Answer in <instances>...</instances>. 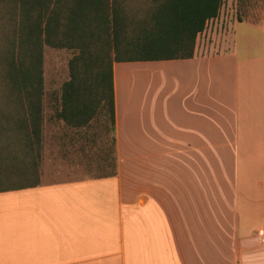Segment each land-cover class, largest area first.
I'll return each instance as SVG.
<instances>
[{"label":"crops","instance_id":"crops-1","mask_svg":"<svg viewBox=\"0 0 264 264\" xmlns=\"http://www.w3.org/2000/svg\"><path fill=\"white\" fill-rule=\"evenodd\" d=\"M219 21L114 63L116 174L0 192V264H264V14Z\"/></svg>","mask_w":264,"mask_h":264},{"label":"trees","instance_id":"trees-1","mask_svg":"<svg viewBox=\"0 0 264 264\" xmlns=\"http://www.w3.org/2000/svg\"><path fill=\"white\" fill-rule=\"evenodd\" d=\"M223 0H0V192L40 184L46 46L72 52L49 117L115 124V62L189 59ZM112 150L115 140L112 134ZM114 171L116 174V157Z\"/></svg>","mask_w":264,"mask_h":264},{"label":"rangeland","instance_id":"rangeland-1","mask_svg":"<svg viewBox=\"0 0 264 264\" xmlns=\"http://www.w3.org/2000/svg\"><path fill=\"white\" fill-rule=\"evenodd\" d=\"M263 14L264 0H223L219 12V18L222 19V22L219 21V26H222L221 33L228 30L229 23L236 18L256 21ZM228 34L227 31L226 35ZM217 39L216 35L214 40ZM205 46L203 51L212 49V44H207V48ZM71 56L72 52L68 50L48 46L44 48L46 122L43 131L40 175L42 167L46 170L52 169L56 176L53 180H60L61 176L68 179H85L111 174L114 171L112 134L105 129L101 118L93 120L84 129L76 130L49 117L51 110L49 99L51 95L59 94L63 82L68 79V61Z\"/></svg>","mask_w":264,"mask_h":264}]
</instances>
